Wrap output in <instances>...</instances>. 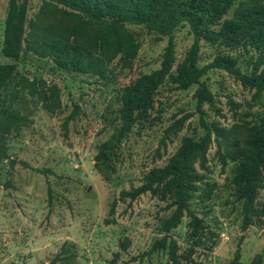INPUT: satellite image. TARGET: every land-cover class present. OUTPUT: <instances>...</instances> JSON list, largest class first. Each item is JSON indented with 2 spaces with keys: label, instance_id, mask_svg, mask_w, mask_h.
Returning <instances> with one entry per match:
<instances>
[{
  "label": "rangeland",
  "instance_id": "1",
  "mask_svg": "<svg viewBox=\"0 0 264 264\" xmlns=\"http://www.w3.org/2000/svg\"><path fill=\"white\" fill-rule=\"evenodd\" d=\"M8 4L0 0V65L16 67V88L26 90L14 105L29 123L4 137L0 264H172L167 250L154 249L164 238L176 242L182 264H230L237 250L241 264L257 256L264 261V219L242 229L243 202L234 184L241 160L230 158L250 149L256 128L264 133V93L258 96L256 89L227 71L211 69L201 81L214 100L199 110L197 85L180 91L167 82L156 92L149 119L133 128L110 162H98L101 146L121 127L125 90L161 68L168 38L128 25L138 46L129 59L106 43L100 30H77L52 8L44 9L42 0H29L26 33L43 12L42 23L54 24L58 33L109 58V73L102 79L62 70L47 59L12 61L2 53ZM230 18L232 11L225 17ZM193 41L188 26L175 33L174 72L185 62ZM218 57L235 59L244 74H264V54L259 51L202 39L198 66ZM202 119L218 129L204 152L193 158L200 180L188 205L202 228L193 238L191 215L184 212L180 224L166 233L165 223L175 208L149 193L136 199L122 193L137 189L148 172L166 166L185 140L201 141L207 133ZM256 207L264 209V171ZM63 250H69L70 257L57 258Z\"/></svg>",
  "mask_w": 264,
  "mask_h": 264
},
{
  "label": "trees",
  "instance_id": "2",
  "mask_svg": "<svg viewBox=\"0 0 264 264\" xmlns=\"http://www.w3.org/2000/svg\"><path fill=\"white\" fill-rule=\"evenodd\" d=\"M43 7L52 8L62 18L69 19L80 31L94 27L101 32L106 43L112 44L119 53L132 59L137 54L136 45L128 25L143 26L147 31L160 38L167 37L168 42L161 60V68L142 76L128 87L122 96L120 110L121 127L111 139L103 144L97 161L110 162L115 151L121 146L125 137L136 125L145 123L153 110L157 90L169 82L177 90L187 91L197 85L196 98L198 108L211 104L214 95L201 79L211 69H223L237 77L242 84L256 89L257 95L264 93V74L254 71L251 75L241 72L237 61L231 57H218L207 66H198V55L202 39L213 44L236 48H252L264 54V2L262 0H42ZM29 0H9L5 20L2 53L12 61L51 60L65 71L92 75L106 79L109 73V58L96 54L87 46L73 41L67 34L58 33L54 24L42 23V14L38 20L31 22L30 31L26 33ZM232 11V18L225 17ZM42 20V21H41ZM220 26L219 30L212 29ZM190 28L194 41L185 62L173 71L175 63V33L185 27ZM46 62V61H45ZM17 70L14 65H0V162L7 159L3 148L4 137L12 129L19 131L27 126L29 119L15 108L23 89H17ZM13 85V86H12ZM13 89L9 92L8 89ZM34 88L42 99L47 94ZM206 136L199 142L185 140L182 147L169 163L148 172L143 184L131 192H123V197L136 199L143 194H151L160 201L175 208L166 221L164 231L169 233L177 227L184 215H191L190 227L192 237L198 236L202 226L200 220L189 211L188 197L199 179L193 168V158L204 152L213 130L202 119ZM231 160H241L236 168L234 184L243 202L242 229L246 231L255 219H264V209L256 207L259 190L263 185L264 171V133L256 128L250 143V149L240 154L231 155ZM154 249L168 251L172 264H182L175 241L167 243V238L154 245ZM69 250H63L70 257ZM65 257V258H66ZM230 264H241L240 251L237 250ZM250 264H264L260 256Z\"/></svg>",
  "mask_w": 264,
  "mask_h": 264
}]
</instances>
